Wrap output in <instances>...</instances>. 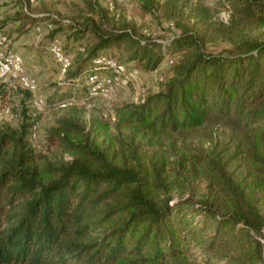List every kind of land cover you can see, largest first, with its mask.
<instances>
[{
    "label": "trees",
    "instance_id": "16d2710c",
    "mask_svg": "<svg viewBox=\"0 0 264 264\" xmlns=\"http://www.w3.org/2000/svg\"><path fill=\"white\" fill-rule=\"evenodd\" d=\"M228 2L237 35L242 20L264 27V0ZM91 31L94 45L66 77L69 83L83 72L95 76L83 86L86 101L100 72L123 75L118 66L127 60L154 69L165 55L160 43L126 30ZM229 40L228 48L208 52L201 36L183 28L169 44L182 52L172 76L156 93L117 107L116 122L150 145L174 133L229 126L252 180L235 181L221 163L225 148L215 144L212 158L192 156L188 166L186 158L179 161L189 174L206 173L208 193L192 204L173 201L163 196L170 191L164 155L154 161L141 142L131 148L122 142L129 153H120L64 120L49 140L72 159L52 160L30 146L33 122L23 120L18 130H0V264H264L257 197L264 192V39ZM112 45L123 46L126 59L101 52Z\"/></svg>",
    "mask_w": 264,
    "mask_h": 264
},
{
    "label": "rangeland",
    "instance_id": "374dc122",
    "mask_svg": "<svg viewBox=\"0 0 264 264\" xmlns=\"http://www.w3.org/2000/svg\"><path fill=\"white\" fill-rule=\"evenodd\" d=\"M201 10L207 15L201 14ZM234 17L228 0H0V34L5 36V42L0 44V61L7 55L18 56L22 75L33 85L24 86L20 74H13L12 70L0 75V130H18L23 120L33 122L28 142L34 151L52 160L72 159L49 140L64 120L77 122L85 131L92 130L101 146L120 153H129L122 142L130 148L141 142L154 161L164 155L162 175L170 191L163 196H170L173 201L183 198L191 204L208 193L209 179L198 166L199 172L189 174L179 161L192 156L212 158L219 150L215 144H222L225 150L220 154L221 163L235 181L244 185L252 180L253 168L242 154L235 153V137L231 136L235 130L231 127L210 125L159 137L150 145L134 137L129 129L119 127L115 115L117 107L138 103L156 93L172 76L173 65L182 52L169 44L183 28L201 36L204 49L214 53L228 48L229 38L264 39V27L244 20L237 25L241 28L237 35V27L230 28ZM93 27L103 33L126 30L135 37L153 40L162 45L165 55L154 69L127 60L122 66L123 75L110 78L112 73L108 70L100 72L101 81L94 85L91 98L86 101L83 86L91 82L90 72H83L74 82L68 83L66 79L84 62L94 45ZM218 27L230 30L222 34ZM54 45L69 59L64 72L52 51ZM101 52L120 60L127 56L123 46L112 45ZM97 122L105 124L106 129L98 128ZM189 163L187 160L185 165ZM257 197L264 212V192L259 191ZM195 216L199 219L198 214ZM210 232L211 229L204 231ZM262 234L259 239L264 259V229ZM213 261L229 264L225 259Z\"/></svg>",
    "mask_w": 264,
    "mask_h": 264
},
{
    "label": "built area",
    "instance_id": "2783aa9c",
    "mask_svg": "<svg viewBox=\"0 0 264 264\" xmlns=\"http://www.w3.org/2000/svg\"><path fill=\"white\" fill-rule=\"evenodd\" d=\"M5 42V36H2L0 34V44H3ZM52 51L54 53V56L57 60V62L62 66L63 72L66 70V68L69 66L70 62L69 59L64 56L61 52L60 49L54 45L52 48ZM102 60L99 58L96 60V62H101ZM112 66H115L114 62H111ZM12 70L13 74L17 73L19 75V79L22 81V84L26 87L33 88V85L31 82H29L28 78L25 75H22V70H21V60L18 56L14 55H7L0 61V75H4L7 72H10ZM119 71H123L122 66H118ZM130 75H132L130 73ZM95 76H90L89 79L91 82L94 81Z\"/></svg>",
    "mask_w": 264,
    "mask_h": 264
}]
</instances>
